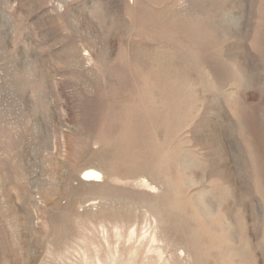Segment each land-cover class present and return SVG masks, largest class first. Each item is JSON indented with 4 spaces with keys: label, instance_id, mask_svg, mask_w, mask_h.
<instances>
[{
    "label": "rangeland",
    "instance_id": "obj_1",
    "mask_svg": "<svg viewBox=\"0 0 264 264\" xmlns=\"http://www.w3.org/2000/svg\"><path fill=\"white\" fill-rule=\"evenodd\" d=\"M0 264H264V0H0Z\"/></svg>",
    "mask_w": 264,
    "mask_h": 264
},
{
    "label": "bare ground",
    "instance_id": "obj_2",
    "mask_svg": "<svg viewBox=\"0 0 264 264\" xmlns=\"http://www.w3.org/2000/svg\"><path fill=\"white\" fill-rule=\"evenodd\" d=\"M194 33H195V36L193 37V39H196V38H200L201 37V35L202 34H200L199 33V31H194ZM208 37V36H207ZM154 58V57H153ZM150 60V59H149ZM150 62V61H149ZM168 63V62H167ZM146 64V63H145ZM145 64H143V65H137L136 66V70L135 71H138L139 73H144V78H147V80L148 79H151L153 76H157V75H159V73H163V72H165L166 70L164 69H162V70H158V67H157V65H155V64H151V66L149 67V68H144L146 65ZM146 69V70H145ZM170 69V68H169ZM137 74V73H136ZM138 75V74H137ZM143 77V76H142ZM150 77V78H149ZM163 77H164V75H163ZM159 78V77H158ZM140 79H141V77H140ZM161 79V78H160ZM153 80V79H152ZM163 80V79H162ZM144 81V80H143ZM142 81V82H143ZM154 81V80H153ZM148 82V81H147ZM145 83V82H144ZM152 85V84H151ZM150 85V86H151ZM126 134V133H125ZM124 134V135H125ZM91 177H99V174L97 173V172H95V171H92V170H90V171H87V172H85L83 175H82V179H89V178H91Z\"/></svg>",
    "mask_w": 264,
    "mask_h": 264
}]
</instances>
